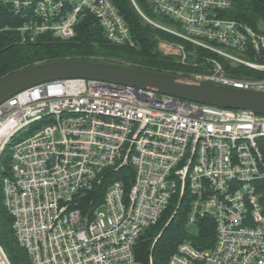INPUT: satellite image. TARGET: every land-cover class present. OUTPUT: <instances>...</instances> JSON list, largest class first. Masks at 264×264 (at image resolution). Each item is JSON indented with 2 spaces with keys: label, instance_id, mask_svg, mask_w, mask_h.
I'll return each mask as SVG.
<instances>
[{
  "label": "built area",
  "instance_id": "1",
  "mask_svg": "<svg viewBox=\"0 0 264 264\" xmlns=\"http://www.w3.org/2000/svg\"><path fill=\"white\" fill-rule=\"evenodd\" d=\"M144 1L149 12L132 0L151 25L263 74L225 75L214 59L184 78L264 92V32L225 16L232 0ZM0 3L22 18V41L71 39L90 14L110 42L134 45L112 0ZM263 137L264 115L250 110L96 79L43 82L0 104L4 203L33 264H144L136 245L175 195L190 198L189 230L209 217L216 238L204 249L184 240L166 264H264ZM0 264H11L1 243Z\"/></svg>",
  "mask_w": 264,
  "mask_h": 264
},
{
  "label": "trees",
  "instance_id": "2",
  "mask_svg": "<svg viewBox=\"0 0 264 264\" xmlns=\"http://www.w3.org/2000/svg\"><path fill=\"white\" fill-rule=\"evenodd\" d=\"M112 1L129 25L134 45L110 42L98 20L90 14L78 21L76 35L71 39L45 33L35 41H22L20 32L16 30L22 23V18L17 16L9 5L0 3V81L35 64L62 59L113 62L182 76L203 70L202 67H195L194 63H182L175 56L164 54L158 47L160 39L172 42L184 40L148 23L132 0ZM137 1L146 12H149L144 0ZM232 1L233 6L224 12L225 16L241 20L255 30L264 32V0ZM188 47L192 48L190 45ZM196 51L197 61H202L201 56L205 53L201 49ZM220 59L227 75L239 77L263 75L243 66H233L224 58ZM259 143L264 153V137ZM9 171L10 155L7 149L0 162V243L11 264H33L27 249L20 244L15 234L13 217L4 203L3 181L10 174ZM107 186L108 182L101 187L99 197H102ZM261 187L264 205V183ZM189 210L190 198L185 195L179 202L178 196L175 195L160 221L139 239L135 248L137 258L144 264H150V261L152 264H166L170 255L184 240H190L202 249L211 247L216 238L214 221L209 217L200 218L196 224L197 232L193 233L187 226Z\"/></svg>",
  "mask_w": 264,
  "mask_h": 264
},
{
  "label": "water",
  "instance_id": "3",
  "mask_svg": "<svg viewBox=\"0 0 264 264\" xmlns=\"http://www.w3.org/2000/svg\"><path fill=\"white\" fill-rule=\"evenodd\" d=\"M86 78L135 86L222 108L245 109L264 115V92L218 84L210 80H192L180 74L139 69L128 65L62 59L35 64L0 81V104L37 84L58 79Z\"/></svg>",
  "mask_w": 264,
  "mask_h": 264
},
{
  "label": "rangeland",
  "instance_id": "4",
  "mask_svg": "<svg viewBox=\"0 0 264 264\" xmlns=\"http://www.w3.org/2000/svg\"><path fill=\"white\" fill-rule=\"evenodd\" d=\"M159 19V18H158ZM188 45L192 46V48H189ZM158 47L159 49L164 53V54H168V55H173L175 56L176 58H178V60H180L182 63H194L193 65L195 67H202L201 69H203L201 72H189L187 73L186 76H191V75H196V74H206V73H209L211 71L214 70V62L213 60H217L218 63L221 64V66L223 67V64L222 62L220 61L222 57L214 54L211 52V55L210 52H207V51H204L203 49L199 48V47H196L194 45H192L191 43H188L187 41H184V42H172V41H168V40H163V39H160L159 40V43H158ZM202 50L205 54H203L201 57H202V61H197V51L196 50ZM208 54H207V53ZM211 66H210V65ZM224 69V67H223ZM224 74H226V71L224 69ZM232 76H236V75H232ZM20 134L19 136H17L13 143L18 141V139L20 138ZM100 211H103V209H100ZM190 229L192 231H197V228L195 225L191 226Z\"/></svg>",
  "mask_w": 264,
  "mask_h": 264
}]
</instances>
